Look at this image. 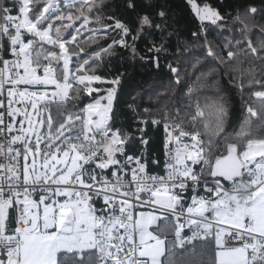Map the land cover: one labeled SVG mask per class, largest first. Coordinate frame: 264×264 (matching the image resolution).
Here are the masks:
<instances>
[{
  "label": "snow or ice",
  "instance_id": "6c2138e0",
  "mask_svg": "<svg viewBox=\"0 0 264 264\" xmlns=\"http://www.w3.org/2000/svg\"><path fill=\"white\" fill-rule=\"evenodd\" d=\"M188 3L216 66L197 76L212 78L197 88L168 65L183 107L165 103L163 115L151 119L165 128L163 173L158 160L150 172L143 153L129 154L130 134L115 122L120 76L107 79L90 65L113 55L114 45L137 55L145 27L165 31L163 8L156 13L161 23L144 14L132 28L105 14L108 0L0 3V264H67L69 253L81 257L74 264H172L161 259L166 250L194 239L211 245V264H264V123L253 127L248 117L257 112L243 99L246 74L250 94L264 98V76L244 67L256 59L264 73V38L254 44L251 32L264 33V23L254 6L237 11L229 25L219 9ZM205 21L241 38L214 51ZM109 30L120 39L85 49ZM161 41L147 49L157 68L163 35ZM104 84L111 86H97ZM227 88L246 106L238 127L229 123ZM162 219L172 223L170 241L153 227ZM186 225L191 236L182 235Z\"/></svg>",
  "mask_w": 264,
  "mask_h": 264
},
{
  "label": "trees",
  "instance_id": "16d2710c",
  "mask_svg": "<svg viewBox=\"0 0 264 264\" xmlns=\"http://www.w3.org/2000/svg\"><path fill=\"white\" fill-rule=\"evenodd\" d=\"M43 0H41V4ZM129 3L134 5L133 8L127 7ZM196 3L203 6L208 4L219 9L225 14L228 24L233 23L232 18L236 16L237 11L243 12L248 6L257 8L255 19L258 23H264V0H196ZM40 6V5H37ZM163 8L166 12V29L161 33L157 29H148L145 27V33L139 41H137V55L132 56L130 51L121 48L119 45L113 46V55H103V59L90 60V65L96 68L97 74L112 79L120 76V84L117 89L115 100V122L130 134V143L127 145L129 154H134L139 148L138 132L140 120H148L151 123L152 118L159 119L163 113L158 110L167 103L169 109H175L178 105L177 97L179 92L173 94L171 88L175 85V75L169 71L168 65L177 67L180 72V78L183 82L199 87L201 84L211 81L210 76L201 77L197 81V76L201 72L207 73L209 68L215 67V61L207 56L206 47H204L205 32L201 31V22L193 13L188 0H108V7L105 9L106 15H114L121 19L122 22L128 24L132 28L139 26V16L151 14L156 23L161 20L156 13ZM231 13V16L227 14ZM91 27H96L91 25ZM204 28L207 30V39L212 42L214 51H219L224 45L234 43L232 36L240 39L239 33L222 32L210 22H204ZM110 34L104 37V32L96 33L99 40L96 44H83L86 50L90 51L95 48L100 51L98 45L107 47L112 43L113 38L119 40L120 33L118 31L109 30ZM193 32H199V38L192 35ZM251 32L255 33L252 37L253 43H259L264 38V33L260 32L258 27L251 28ZM88 33L85 32L83 39H88ZM164 37V49L158 54L159 68L155 66L153 59L154 53L148 52L147 49L152 45L149 41H154L157 46L161 44V36ZM131 43V37L128 38ZM179 46V51L177 47ZM51 47V46H46ZM187 48V50H185ZM81 55H84L81 53ZM141 57H144L143 59ZM76 57H73L75 60ZM199 61V63H198ZM195 65V67H194ZM244 67L255 68V77L261 79L264 73L260 70V61L256 59L246 60ZM247 74L245 79V90L243 99L247 102V106H251L256 112V117H248L251 119L253 127H258L264 123V98H257L250 94L247 84ZM221 82L225 83L223 75L220 77ZM101 88L110 87L111 85H97ZM253 90H260L259 86L253 85ZM207 91V90H206ZM230 105L229 123L233 119L236 125L247 117L245 114L246 106H242L241 94L233 88L226 89ZM157 93L160 94L159 100ZM95 95V94H94ZM85 102L91 98L82 96ZM185 100L187 97L184 98ZM71 107V105H69ZM151 110V116L144 112V109ZM232 131V129H229ZM151 138L148 141V153L150 159L160 161L162 158V133L160 129H149ZM152 170V166H149ZM160 232L162 236H167V240L174 238V232L171 222H161ZM81 257L79 255L67 254V264H74ZM213 253L211 245L205 241H194L191 245L179 248L169 247L166 250L163 260L171 261L172 264H211Z\"/></svg>",
  "mask_w": 264,
  "mask_h": 264
},
{
  "label": "built area",
  "instance_id": "2783aa9c",
  "mask_svg": "<svg viewBox=\"0 0 264 264\" xmlns=\"http://www.w3.org/2000/svg\"><path fill=\"white\" fill-rule=\"evenodd\" d=\"M0 3L8 4L10 6L11 0H0ZM245 114H247L246 110H245ZM142 121L143 120H140V127H139V132H138V139L140 141H141V138H143L147 142L150 140L151 134L149 132V129H151V130H158V129H160V131L162 133V158L159 161V163H160L159 171L161 173H163L164 161L166 159V156H165L166 134H165L164 125H163V123L157 125V124H153V123H150V124L149 123H143ZM141 129L143 131H141ZM140 141L138 143L139 148L137 149V151L134 154L135 155H140L141 153H143L147 157V159L149 161V166L150 165L152 166L151 161H153L154 159H152V160L150 159V156H149V153H148V143H147V145H144ZM169 146L174 148V145H169ZM152 168H153V166H152ZM149 171L150 172L151 171H156V169H154V168L152 170L149 169ZM181 222H183V220ZM186 233L192 234V231L189 230V228H188L187 225L185 226V228H184V230L182 232V235H184Z\"/></svg>",
  "mask_w": 264,
  "mask_h": 264
},
{
  "label": "rangeland",
  "instance_id": "374dc122",
  "mask_svg": "<svg viewBox=\"0 0 264 264\" xmlns=\"http://www.w3.org/2000/svg\"><path fill=\"white\" fill-rule=\"evenodd\" d=\"M191 7V6H190ZM192 9V8H191ZM193 11V10H192ZM193 13L195 14V12L193 11ZM196 15V14H195ZM197 17V16H196ZM199 20V19H198ZM200 21V20H199ZM205 22H207V21H205ZM97 35V34H96ZM112 44V43H111ZM192 234H188V233H186V234H184V236H191ZM194 241H203V240H201V239H194L191 243H188L187 241H185V245L184 246H187V245H191ZM179 247V246H178ZM179 248H181V247H179ZM183 248V247H182Z\"/></svg>",
  "mask_w": 264,
  "mask_h": 264
},
{
  "label": "crops",
  "instance_id": "0c3cea01",
  "mask_svg": "<svg viewBox=\"0 0 264 264\" xmlns=\"http://www.w3.org/2000/svg\"><path fill=\"white\" fill-rule=\"evenodd\" d=\"M162 221H163V219H162L161 221H158V222H157V225H153V227H154V228L158 227L159 230H160V228H161V224H162L161 222H162ZM161 259L163 260V257H162Z\"/></svg>",
  "mask_w": 264,
  "mask_h": 264
}]
</instances>
